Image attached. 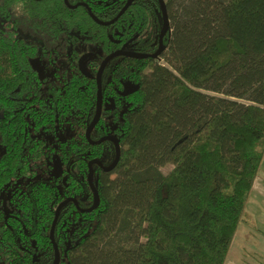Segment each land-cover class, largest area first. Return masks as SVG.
Wrapping results in <instances>:
<instances>
[{"label": "trees", "instance_id": "trees-1", "mask_svg": "<svg viewBox=\"0 0 264 264\" xmlns=\"http://www.w3.org/2000/svg\"><path fill=\"white\" fill-rule=\"evenodd\" d=\"M78 2L102 21L120 9L114 0H69ZM165 3L166 65L155 64L141 80L150 61L124 60L105 87L108 92L118 78L140 83L131 96L113 95L110 127L103 118L95 131L96 139L116 137L120 161L111 173L94 167L95 211L82 214L72 204L61 211L54 234L60 264H226L245 221L264 163V0ZM152 15L154 8L139 2L106 28L64 0H0V262L54 264L57 206L73 197L91 207L88 162L115 159L112 143L91 146L81 133L60 144L71 170L66 185L22 183L36 175L43 154V142L28 138L26 119L36 129L59 120L84 131L96 106V84L79 73L78 52L76 74L57 107L45 106L28 69L37 47L23 37L92 43L108 54L118 48L113 40L140 33ZM167 166L172 169L164 173Z\"/></svg>", "mask_w": 264, "mask_h": 264}, {"label": "flooded vegetation", "instance_id": "flooded-vegetation-1", "mask_svg": "<svg viewBox=\"0 0 264 264\" xmlns=\"http://www.w3.org/2000/svg\"><path fill=\"white\" fill-rule=\"evenodd\" d=\"M33 1L41 2L43 0H33ZM114 1H116L120 4V9L117 11L116 15L112 19H110L108 21H102L94 15V13L92 12L91 8L88 6L87 3L78 2L75 5H73V4L69 3V0H64V3L68 7V9L76 10L79 7L86 8L88 10L89 15L92 18V20L97 25H99L101 27H106V28L111 27L114 24H116L132 6H134L135 4H137L139 2L144 3L145 7L149 5V6L154 8V15L151 16L150 23L147 24L146 27L140 33L136 34L135 36H132V38H130V39L122 38L120 40H115V41L113 40V42L116 45H118V48L109 52L108 54H105L104 51L98 45L92 44V43H82V44H79L77 46H73V45H69V44L65 43L63 40H54V39H46V38L41 39V38H35V37H30V36L23 37L25 42H27L29 44H33L37 47V51H38L37 55L34 59L30 60L28 69L34 73L35 80L37 78V82L39 83V86L36 87L37 93H38L37 95L40 98V100L43 101L45 106H47L49 108H53V109H54V107H57L59 96L61 95V92L64 88V84L70 82L76 74L75 69H73V65H74L73 55L77 52L79 53V60L77 62L79 73L82 76L87 77V78L95 81V84H96V106H95V111H94V114L92 116V119L90 120V122L88 123V126L86 127V129L84 131L79 129L78 126H73V127H71L70 125L63 126L60 124L59 120H56L53 127L47 128L46 126H43V127H41V129L39 128L40 129L39 130V129L35 128V124L31 121V119L29 117L26 119L28 122L27 134L30 133V137H28V138L43 142V150L41 152L43 154L41 155L40 160L37 162V165H36L37 168L35 169L36 175L32 178L25 179V181H22V183H25V184H27L29 182L37 183L40 181L55 182L58 180L63 185H66V182L68 179V174L71 172V170H70L69 166H67V164H65L64 162L61 161V155H60L61 145L60 144L64 141H68V140L73 139V138L77 139L79 134H81V133L84 134L86 141L91 146H102L106 143H112L114 145L115 158H116V153H117L116 143H118V145L120 147V151H121V145L119 144L118 140L116 139V137L114 135L103 134L106 132L105 129L102 130L103 135L100 136L98 139H96L95 136L97 137V135H99V134H97V135H94V134H95V131L97 132V127L103 118L105 120L104 125L107 128L110 127V125H109L110 119H109V116H107V111L110 109H111V111H114L116 109L115 97L113 95H116L121 99L122 98L124 99V98L128 97V96H126V97L122 96V93L124 92V85L126 83H131L135 86L140 87V83H136L135 81L134 82L127 81V80L123 81L121 78H118V80L115 81L116 85L110 86L111 89L108 88V92H106L105 87H106V85H109L112 82V78H114V76L117 77V75H118V74L115 75V71L117 70V68L114 67L115 64L116 65L121 64L124 60H127V59L136 60V61H142V60L150 61V62H148L146 68H144L143 70H141L139 72V77L141 80H143L144 77L149 76L152 72V67L155 64L159 63V61H161V56L164 52L165 39H166V36L168 33L166 34V36L163 40V51L157 58L148 57L146 59H137L134 57L122 55V56L113 57L112 60L110 59L108 61V63L106 64V66L102 72V75H101L102 111H101L100 120L96 124V126L93 128V130L90 134V139H88L87 138V131H88L91 123L93 122V120L95 118L97 106H98L97 75H98L99 69H100L103 61L106 58H108L109 56H111L115 53H118V52L125 53L128 55L138 54V55L153 56L159 50V37H160V33H161V30L163 27V16H162V11H161L160 1L159 0H114ZM164 3H165V0H164ZM127 5H129V6L125 10V12L115 22H113L120 15V13L125 9V7ZM165 6H166V3H165ZM166 11H167V8H166ZM92 16H94V18L98 22H101L103 24H108L111 22H113V23L109 24V25H100L93 19ZM80 45H95L99 48L100 52L97 54L80 52L77 49V47H79ZM44 61H48L49 63H54V65L56 67L55 72H53V75L49 78H42L40 73L38 72V68H39L40 64L44 63ZM111 63H114V65L112 67H109V65ZM94 66H96L95 71H94V69H92V67H94ZM139 90H140V88H139ZM135 93H133V94H135ZM133 94H131V95H133ZM131 95H129V96H131ZM57 97H58V100H57ZM67 131H69V132H67ZM60 132H67L68 134H70V136L66 139H61L60 136L58 135ZM107 137H112L116 143L114 141H111V140H105L104 142H102L100 144H96L97 142L101 141L103 138H107ZM4 153H5V148L1 144V141H0V159L3 157ZM54 161H56L58 166H59V169H60L59 172H57V171L55 173L51 172L52 174L48 180L41 179L42 176L44 175V173H46L47 171H52V168H53L52 165L54 164ZM91 162H98L99 164L102 165V167H101L99 164H93L92 168H91L92 173H93L92 183H93L95 190H96V187L94 184V167H98L103 173H111L117 166L112 171L107 172L105 169L109 168L113 163L111 165H105L100 160H91L88 162L87 184H88V188H89L90 192L93 195V205H94L95 197H94V193H93V191L90 187V184H89V175H90L89 164ZM65 172H67L66 175H64ZM68 199L76 200L77 206L74 202H69L68 204H66L62 208L61 211H63V209L67 205L72 204L75 207V209L82 214L93 212V211L82 212V211H87V210L91 209L93 207V205L89 208H82L79 205V201L73 197H68L63 202H65ZM63 202H61L59 205H61ZM59 205L57 206V208L59 207ZM57 208H56V210H57ZM56 210H55V213H56ZM61 211H60V213H61ZM60 213H59V217H60ZM8 218H9V215H6L5 219L7 220ZM58 220H59V218H58ZM54 234H55V231H54ZM54 240H55V238H54ZM53 247H54V245H53ZM54 263H55V261H54ZM60 263H61V257H60ZM0 264H4V263L0 262Z\"/></svg>", "mask_w": 264, "mask_h": 264}, {"label": "rangeland", "instance_id": "rangeland-1", "mask_svg": "<svg viewBox=\"0 0 264 264\" xmlns=\"http://www.w3.org/2000/svg\"><path fill=\"white\" fill-rule=\"evenodd\" d=\"M77 49L83 53L100 52L95 45H80ZM159 64L166 65L164 60L159 61ZM55 68L54 63L44 61L40 64L38 72L42 78H49ZM67 132H60L58 135L61 139H66L70 136ZM52 166V171L44 173L41 179L48 180L52 173L59 172L56 161ZM171 169L172 166H167L162 168V171L168 173ZM245 215V221L241 222L234 235L226 264H264V163L254 182Z\"/></svg>", "mask_w": 264, "mask_h": 264}, {"label": "water", "instance_id": "water-1", "mask_svg": "<svg viewBox=\"0 0 264 264\" xmlns=\"http://www.w3.org/2000/svg\"><path fill=\"white\" fill-rule=\"evenodd\" d=\"M159 1H160V4H161V11H162V16H163V27H162V30H161V33H160V37H159V50H158V52L155 55H153V56L138 55V54L128 55V54H125V53L118 52V53H115V54L109 56L108 58H106L103 61L102 65H101V67L99 69L98 75H97V81H98V106H97V111H96L95 118H94L93 122L91 123V125H90V127H89V129L87 131V138L88 139H90V134H91L93 128L96 126V124L100 120L101 111H102L101 75H102V72H103L106 64L108 63V61L110 59H112L113 57L122 56V55L129 56V57H134V58H137V59H146L148 57L157 58L162 53V51H163V40H164L166 34L168 33L170 26H169V20H168V15H167V11H166V6H165V3H164V0H159ZM128 6L129 5H127L125 7V9L120 13V15L113 22H115L125 12V10L127 9ZM92 17L100 25H109V24L113 23V22H111V23H108V24H103L101 22H98L94 18V16H92ZM139 88H140L139 86H135V85H133L131 83H126L124 85V92L122 93V96H124V97L129 96V95L137 92L139 90ZM105 140H111V141L115 142V140L112 137H107V138H103L101 141L97 142L96 144H100V143L104 142ZM116 147H117L116 158H115L113 164L109 168L105 169L107 172L112 171L118 165V163L120 161L121 151H120V147H119L118 143H116ZM93 164H99V163L98 162H91L89 164V168H90L89 184H90V187H91V189H92V191L94 193L95 202H94V205H93V207L91 209H89L87 211H82V212L94 211V210H96L98 208L99 203H100L98 192L95 190V188L93 186V183H92V175H93V173H92V169L91 168H92ZM99 165L102 167L101 164H99ZM69 202H74L76 204V206H77V202L74 199H68L65 202H63L61 205H59V207L56 210L55 220H54V223H53L52 229H51L50 239H51V242L54 245V249H55V263L54 264H59L60 263V254H59L58 248L56 247V244H55L54 231H55L56 223H57L58 218H59L60 211Z\"/></svg>", "mask_w": 264, "mask_h": 264}, {"label": "bare ground", "instance_id": "bare-ground-1", "mask_svg": "<svg viewBox=\"0 0 264 264\" xmlns=\"http://www.w3.org/2000/svg\"><path fill=\"white\" fill-rule=\"evenodd\" d=\"M112 60V59H111ZM53 84V83H52Z\"/></svg>", "mask_w": 264, "mask_h": 264}]
</instances>
